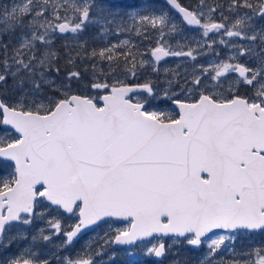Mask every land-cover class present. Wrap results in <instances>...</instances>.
<instances>
[{"label": "snow or ice", "instance_id": "1", "mask_svg": "<svg viewBox=\"0 0 264 264\" xmlns=\"http://www.w3.org/2000/svg\"><path fill=\"white\" fill-rule=\"evenodd\" d=\"M137 250L264 264V0H0V264Z\"/></svg>", "mask_w": 264, "mask_h": 264}, {"label": "rangeland", "instance_id": "2", "mask_svg": "<svg viewBox=\"0 0 264 264\" xmlns=\"http://www.w3.org/2000/svg\"><path fill=\"white\" fill-rule=\"evenodd\" d=\"M219 18V17H217ZM173 61L170 59L169 64L171 65ZM117 226H123L118 224ZM261 240V237H256L255 241L252 243L258 244ZM15 251V248L13 249ZM139 264H143V262L147 259L141 252L137 250V256L134 258ZM115 264H129V257L125 256L122 252L118 254Z\"/></svg>", "mask_w": 264, "mask_h": 264}, {"label": "trees", "instance_id": "3", "mask_svg": "<svg viewBox=\"0 0 264 264\" xmlns=\"http://www.w3.org/2000/svg\"><path fill=\"white\" fill-rule=\"evenodd\" d=\"M197 2V0H181V3L185 5H194ZM11 83V82H9Z\"/></svg>", "mask_w": 264, "mask_h": 264}, {"label": "water", "instance_id": "4", "mask_svg": "<svg viewBox=\"0 0 264 264\" xmlns=\"http://www.w3.org/2000/svg\"><path fill=\"white\" fill-rule=\"evenodd\" d=\"M161 2H163V0H161Z\"/></svg>", "mask_w": 264, "mask_h": 264}, {"label": "flooded vegetation", "instance_id": "5", "mask_svg": "<svg viewBox=\"0 0 264 264\" xmlns=\"http://www.w3.org/2000/svg\"><path fill=\"white\" fill-rule=\"evenodd\" d=\"M120 225H122V223Z\"/></svg>", "mask_w": 264, "mask_h": 264}]
</instances>
